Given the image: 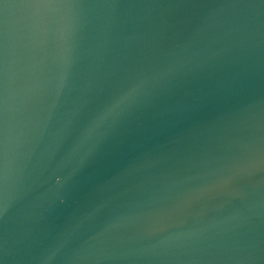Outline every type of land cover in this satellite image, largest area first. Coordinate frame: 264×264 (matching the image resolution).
<instances>
[{"label":"water","instance_id":"water-1","mask_svg":"<svg viewBox=\"0 0 264 264\" xmlns=\"http://www.w3.org/2000/svg\"><path fill=\"white\" fill-rule=\"evenodd\" d=\"M0 264H264V0H0Z\"/></svg>","mask_w":264,"mask_h":264}]
</instances>
